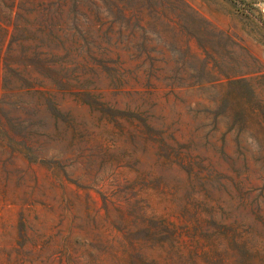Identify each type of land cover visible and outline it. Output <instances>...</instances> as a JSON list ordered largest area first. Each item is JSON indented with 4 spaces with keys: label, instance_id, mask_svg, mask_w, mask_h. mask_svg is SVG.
<instances>
[{
    "label": "rangeland",
    "instance_id": "obj_1",
    "mask_svg": "<svg viewBox=\"0 0 264 264\" xmlns=\"http://www.w3.org/2000/svg\"><path fill=\"white\" fill-rule=\"evenodd\" d=\"M0 44V264H264V0H0Z\"/></svg>",
    "mask_w": 264,
    "mask_h": 264
},
{
    "label": "trees",
    "instance_id": "obj_2",
    "mask_svg": "<svg viewBox=\"0 0 264 264\" xmlns=\"http://www.w3.org/2000/svg\"><path fill=\"white\" fill-rule=\"evenodd\" d=\"M3 44H0V60L4 59V55H3ZM5 56H8V53L5 54ZM5 60L7 61V59L5 58ZM9 64L6 65L7 68H10L11 71H14L15 73H18V68L13 69L12 68V62H8ZM26 66V68H31L32 64H24ZM26 70H31V69H26ZM20 74V73H19ZM37 80L36 82H30L29 80H25L27 84V89L29 90L28 92H33V93H40L42 97H45V99L49 102L48 106H50L52 109H54L55 111L59 112L60 109L58 107V103L55 102L50 93L44 89V87H46L43 83H38L37 84ZM36 86H39L38 88H35ZM23 87V86H22ZM27 132L22 135L20 133H15V135H20L22 136V145L24 147V158L27 159V161L29 163H44L46 160V156L45 154H36V151L41 150L42 153H45L43 147L40 145L38 146H34V136H33V124L32 123H26V126H24V130ZM6 139L10 140L11 143L16 142V139H14L12 136L9 135V132L5 129L4 123L2 122V119H0V142H5ZM4 146V145H3ZM4 148V147H3ZM13 156V153L10 154V157L6 160H2V166H3V170H6V165L7 162L11 161V158ZM22 174L19 176L20 180L24 179V176L27 175V171H20ZM39 182V178L35 177V185H38Z\"/></svg>",
    "mask_w": 264,
    "mask_h": 264
}]
</instances>
